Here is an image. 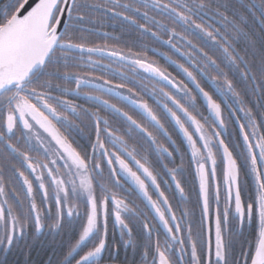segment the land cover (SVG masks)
Returning a JSON list of instances; mask_svg holds the SVG:
<instances>
[{
  "label": "snow or ice",
  "instance_id": "6c2138e0",
  "mask_svg": "<svg viewBox=\"0 0 264 264\" xmlns=\"http://www.w3.org/2000/svg\"><path fill=\"white\" fill-rule=\"evenodd\" d=\"M41 233L43 264H264V0H0V264Z\"/></svg>",
  "mask_w": 264,
  "mask_h": 264
},
{
  "label": "flooded vegetation",
  "instance_id": "af4514ba",
  "mask_svg": "<svg viewBox=\"0 0 264 264\" xmlns=\"http://www.w3.org/2000/svg\"><path fill=\"white\" fill-rule=\"evenodd\" d=\"M98 33L103 34V30H98ZM79 103H84L83 98L81 97L78 101ZM88 106V105H85ZM185 159V166L187 164V157ZM189 179H191L189 177ZM250 187L248 191H252L254 189V184H252L251 180L249 179ZM171 192V189L169 190ZM177 198L179 199V195L177 194ZM193 199L195 197L193 196ZM175 203V201H173ZM191 207V205L189 206ZM197 216L199 215V209H196ZM161 226V231H162ZM255 232V225H246L245 227V236L248 238H252L253 234ZM53 237L50 234L41 233L35 236L34 239L30 237L29 242L32 244L31 248V254L28 264H43V262L47 259V256L45 255L46 252L50 250V243L52 241ZM109 240L114 241L117 244L119 243L120 236L118 230L113 233L112 225L109 224ZM119 261H123L125 259H131V251L128 249H125L123 247L120 248V251L118 253ZM187 255L185 256V259H187ZM10 264H25V255L22 253H13L8 257ZM119 261H117V264H119Z\"/></svg>",
  "mask_w": 264,
  "mask_h": 264
},
{
  "label": "trees",
  "instance_id": "16d2710c",
  "mask_svg": "<svg viewBox=\"0 0 264 264\" xmlns=\"http://www.w3.org/2000/svg\"><path fill=\"white\" fill-rule=\"evenodd\" d=\"M97 15H99V14H97ZM95 27L98 30L107 31L108 33H112L114 35H120L119 24L115 21L109 20L107 17L104 18L103 24L97 23L95 25ZM90 39L96 40L98 42H102L103 41V34L96 32V34L93 35ZM110 43H111V41H110Z\"/></svg>",
  "mask_w": 264,
  "mask_h": 264
}]
</instances>
